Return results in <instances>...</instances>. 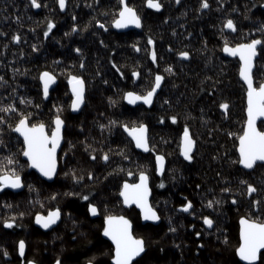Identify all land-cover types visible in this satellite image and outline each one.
<instances>
[{
    "label": "trees",
    "instance_id": "16d2710c",
    "mask_svg": "<svg viewBox=\"0 0 264 264\" xmlns=\"http://www.w3.org/2000/svg\"><path fill=\"white\" fill-rule=\"evenodd\" d=\"M37 2L41 7L35 12L31 0H0V104L14 103L20 112L32 114L31 122L42 121L48 130L53 121L51 114H57L59 107V115L71 126L64 134L58 177L51 184H42L22 162L21 141L8 126L16 122L18 113L9 114L7 123L0 125V140L4 141L0 158L9 152L15 154L19 161L15 167L25 184L24 191L16 197L7 192L0 196V264H15V248L21 239L36 263L56 261L61 245L45 241L46 235L32 225L37 213L55 208L61 209L64 221L58 231L71 229L72 237L88 235V239L74 237L75 241L68 236L67 244L74 249L61 258L62 264H82L84 255L80 252L87 253L90 242H100L97 221L87 214L88 204H95L103 215L109 207L115 213L120 209L117 193L121 185L135 180L140 171L147 173L150 182L164 181L163 187L154 182L151 186V204L162 221L155 227L145 225L158 229L154 233L158 238L152 241L156 248L148 250L149 264H240L235 255L238 220L241 216L264 219V165L246 172L237 163V141L245 124L246 90L238 80L237 59L224 58L222 49L225 39L234 46L250 38H264V0H208V9L200 8V0H160L163 7L157 12L145 6L146 0H127L141 16L142 30L125 34L111 30L119 0H66L64 10L57 0ZM227 19L234 21L235 32L223 28ZM49 20L55 27L46 37ZM97 20L105 27H99ZM74 24L76 31H72ZM13 35H19L20 40L13 41ZM149 38L153 44H148ZM77 48L81 51L76 52ZM152 51L156 52L155 62ZM180 51H187L189 56H179ZM257 57L256 84L264 81L261 48ZM42 71L52 72L59 81L54 91L62 97L52 98L55 100L51 105L41 99ZM134 71L139 75L134 77ZM156 74L164 79L151 109L126 106L123 94H144ZM69 75L80 76L86 84L83 110L74 116L68 109ZM21 98L32 103L21 104ZM221 103H227L228 109H221ZM172 116L177 117L175 123ZM110 120L117 123L109 124ZM125 123L147 126L148 154L133 149L122 132L121 125ZM101 124L106 127L101 129ZM185 126L196 141L191 161L179 148ZM259 128L264 130V124L260 123ZM152 151L166 159L162 178L156 175ZM105 153L109 155L107 161L102 159ZM74 175L82 179L75 180ZM33 180L36 189L29 187ZM248 184L256 191L249 194ZM224 188L230 191L223 192ZM82 195H88L89 200H82ZM209 200L220 203L208 207ZM188 201L192 208L185 212L181 205ZM204 216L213 220L210 233L202 227L188 226L200 224ZM13 218V227L5 228L3 221ZM200 229L210 236L208 242L201 240L197 245L194 234ZM257 264H264V253Z\"/></svg>",
    "mask_w": 264,
    "mask_h": 264
},
{
    "label": "snow or ice",
    "instance_id": "6c2138e0",
    "mask_svg": "<svg viewBox=\"0 0 264 264\" xmlns=\"http://www.w3.org/2000/svg\"><path fill=\"white\" fill-rule=\"evenodd\" d=\"M59 8L64 10L66 8V0H57ZM180 0H177L179 3ZM146 4L150 9L160 10L163 4L160 0H146ZM120 7L118 8V14L112 20V24L115 28H125L130 25L135 27H141V16L138 14L137 10L130 6L126 0H119ZM31 6L34 8H39L41 5L37 0H31ZM210 7L208 0H200V8L208 9ZM76 17L73 16V20ZM99 27L104 28L105 25L99 20L96 21ZM55 27L53 21L49 20L47 22V30L44 35L47 37L49 32ZM87 27V25L85 26ZM223 28L230 29L235 32L236 25L232 19H227L223 24ZM77 30V25H73L72 31ZM261 31H264V25L261 26ZM68 35V33H65ZM13 41L18 42L20 40L19 35H13L11 37ZM148 44H153L151 38L148 39ZM260 45L261 50L264 51V38H250L247 42L237 43L234 46L230 44L227 39L223 44V51L228 53L232 57H238L239 69L238 74L241 80L246 84V95H247V119L244 124L243 132L239 136V144L237 151L239 153V158L237 163L243 165L245 168L252 169L253 166L259 161L264 162V130H261L257 126L258 118H264V81L258 84L254 83V58L257 57L258 49L257 46ZM7 47V45H5ZM136 48V45H133ZM33 49H36V45H33ZM139 51V48H136ZM76 52H80L81 49L77 48ZM153 61L156 60V52L152 51L150 53ZM179 56L187 58L189 53L187 51H180ZM83 63L81 67H83ZM171 71V68L168 69ZM13 71H16L15 69ZM132 75L138 76L139 73L133 72ZM56 76L50 71H42L39 74V80L42 84L43 96L47 98L49 96L50 85L56 82ZM164 79L160 74H156L154 78V83L149 90L144 94H140L135 91H127L123 94V99L128 101L129 104H136L137 101H142L146 105H151L153 103V95L156 93L157 88L161 86V81ZM0 81H3V77H0ZM6 83V82H5ZM68 84L71 88L72 99L71 108L73 110L79 109L80 106L85 101V90L86 84L84 79L78 75H69ZM15 92V89L13 90ZM111 103H116L112 100ZM21 104H31L30 99L21 98ZM38 108L39 105H36ZM221 109H228L227 103H221L219 105ZM60 108L57 107V114L54 116L53 124L54 127L51 128V132L47 130V125L42 122H31V113L20 112L16 105L9 102L6 105L0 104V125L7 123V116L11 113H18V119L14 124H9V128L18 133L20 137L23 138V144L20 149V154L27 158V167L36 169L43 177L51 179L57 172V148L60 146L62 140V127L65 121L59 115ZM173 123L176 122L177 117H170ZM163 122V118H161ZM117 121L110 120L109 124H116ZM124 131L131 136L132 140L135 142L137 148L143 149L145 152L149 151V140H148V129L143 123L139 125L129 126L128 124L121 125ZM106 126L101 124L100 128L104 129ZM2 131V129H0ZM232 135V133H229ZM196 141L190 135L189 128L185 126L183 130V135L180 144L181 154L186 160L191 161L193 159V148ZM0 146H4V141L0 140ZM15 154L9 152L8 155L0 158V189L12 188L18 189L23 186V180L20 172L17 170L15 165L19 164V161L15 160ZM96 157L93 156L92 159ZM127 159V156H125ZM102 159L107 161L109 155L105 153ZM156 160V171L162 172L164 170V156L157 155ZM89 178H92V173L89 172ZM128 175H132L131 172ZM73 179L79 180L82 177L73 176ZM149 177L146 172L140 171L139 182L138 183H128L125 181L120 189L119 195L123 198L124 204H135L141 210V216L145 220H159L160 217L156 210L148 201L149 195ZM244 183V181H241ZM163 187V183L160 185ZM31 188V185H29ZM199 187V185L197 186ZM223 192H228L230 189L224 188ZM256 189L248 184L247 192L253 193ZM72 194V193H68ZM79 195V194H75ZM55 198V196H53ZM82 200L88 201V195H82ZM213 203L219 204L220 201L209 200L207 206L212 207ZM235 203V200L233 201ZM254 206H258V202H253ZM10 207V205H7ZM192 208V202L181 205V209L185 212ZM88 212L92 215H96L98 212L97 206L93 203L88 204ZM22 216L23 213H20ZM61 217V209L55 208L50 209L47 215L37 213L35 217V222L41 227L47 229L51 225L55 224L57 220ZM203 223L209 227L213 226V220L208 216H204ZM15 223V218L5 219L3 221V226L5 228H12ZM239 245L235 249L236 255L246 264H255L258 259V253L261 249H264V219L260 217L248 218L241 216L239 220ZM103 235L108 237L112 242V249L109 253L112 264H133L135 257H139L141 253L146 250V241L142 237H137L133 234L132 222L125 216H115L106 215L104 217L103 223ZM169 231H175L173 228H169ZM197 236L200 235L199 232L196 233ZM227 238H225L226 240ZM25 251V241H18V252L21 256L24 255ZM4 255L7 256L8 252L4 251ZM26 264H36L33 260H28ZM55 264H62L61 259L57 258ZM88 264H93L92 260H89Z\"/></svg>",
    "mask_w": 264,
    "mask_h": 264
},
{
    "label": "flooded vegetation",
    "instance_id": "af4514ba",
    "mask_svg": "<svg viewBox=\"0 0 264 264\" xmlns=\"http://www.w3.org/2000/svg\"><path fill=\"white\" fill-rule=\"evenodd\" d=\"M222 55H223V50H222ZM261 123L264 124V122H261ZM259 125H258V127H259ZM48 131H49V134H50L51 129L48 130ZM62 151L63 150H61V152ZM59 168H60V164H59ZM58 171H59V169H58ZM57 177H58V172H57ZM135 182H136V180H133L130 183H135ZM153 182L158 184V183H163L164 181L153 180ZM153 182H150V189H151V186L153 185ZM122 185H121V187H122ZM23 187H24V182H23ZM121 187H120V189H121ZM24 189H25V187L23 188L22 191H24ZM120 189H119V191L117 193L118 194L117 199H118V202H119L120 209L117 210L115 213H113L112 212V209L109 207L107 209V214L106 215L125 216L126 218H128L132 222L133 234L135 236H137V237H142L146 241V250H145V252L140 257L136 258L135 261L133 262V264H149L150 257L148 256V250L150 248H152V249L156 248V246H155L156 244H153L152 241H154L156 238H158V236H156V237L154 236V233H156V230L158 231V229L151 228V227H155V226L145 227V225L142 226L140 224V215L138 214V212L136 211V209L134 207L131 208V209L125 208L124 205L122 204V201L119 199ZM2 192H7L8 194L13 193V192L7 191L6 189H3V190L0 189V196H1ZM152 192H153V190H151V193ZM19 193H22V192H19ZM13 194H18V193H13ZM152 195H153V193H152ZM151 199H152V197H151ZM151 199H150V204H151ZM107 204H109V203H107ZM156 212H157V210H156ZM47 213H45L43 215H47ZM87 214H88V217H90L91 220L97 221L95 228L98 229V239H100V242H98V243L97 242H90L89 247L87 248L88 252L87 253L80 252L82 255H84V257H85V254L88 255V256L86 255L85 258L83 257L81 262H82V264H88L89 260H92L93 261V264H112L109 253H110L113 245L109 241H107V240H105V239L102 238V230H103L104 217L106 215H103V213H101V212L98 211L95 217H91V215L88 212V210H87ZM157 214H158V212H157ZM158 215L160 217V223H161L162 217H161L160 214H158ZM33 220H34V218H33ZM190 220L193 221L194 218L191 217ZM34 221H33V224L32 225H33L34 228H36L34 226ZM63 222L64 221L62 219V213H61L60 220H59L57 226H55L54 228H52L50 230H47L46 232H43V231L38 230L36 228L42 234L46 235L45 241L53 240L54 241L53 242L54 244L58 242L61 245L60 249L58 250L59 254L57 256V258H59V259H61L63 256H65L69 252H72L73 249H74V247L71 244H69V243L67 244L68 241L66 239L68 238V236H69V240H71V241H75L74 239L75 238L77 239L79 237L80 238L83 237L85 239H88V235H83V234H80V233L77 236H74L75 238L72 237L71 235H72L73 231H71V229H69V230L67 229V230H64V231H61V229H60V231H58L57 228ZM188 226L190 228H198V229L202 227V229H204L208 233H210V231L213 229V227L210 230L206 229L205 224L203 223V221L200 224L191 223V225H188ZM213 226H214V223H213ZM57 233H59V234H57ZM199 233H200L199 236H197L196 234H194L195 237H196L197 245H200V243H201L200 241L201 240H202V242H203V240L208 242L210 235L207 234V233H205V232L202 233L201 232V229L199 230ZM50 234H51V236H50ZM27 251H28V249H27L26 242H25L24 255L23 256H20V254L18 253V243H17L16 248H15V253H16V262H15V264H26V262L28 260L35 261V259L33 257H31L32 256V252L31 251L30 252L29 251L27 252ZM262 253H264V252H262ZM262 253H260V255L258 256V261H259L260 256H261ZM258 261H257V263H258ZM36 264H40V263H36ZM53 264H55V261L53 262Z\"/></svg>",
    "mask_w": 264,
    "mask_h": 264
},
{
    "label": "water",
    "instance_id": "95a60500",
    "mask_svg": "<svg viewBox=\"0 0 264 264\" xmlns=\"http://www.w3.org/2000/svg\"><path fill=\"white\" fill-rule=\"evenodd\" d=\"M248 1H251V0H248ZM126 2H127V0H126ZM145 6L148 8V6H147V4H145ZM148 9H150V8H148ZM261 9L262 10H264V4H262L261 5ZM34 10L36 11V10H38V8H34ZM151 10H153V11H155V12H157V11H160V10H156V9H151ZM111 30H113V31H115L117 34H125V33H128V32H140L142 29H141V27H139V28H137V27H135L134 25H130V26H128V27H125V28H120V29H117V28H115L114 27V25L112 24V26H111ZM228 30H230V29H228ZM262 46H260V45H258L257 46V49L259 50L260 48H261ZM258 55V54H257ZM223 56L224 57H226V58H229V59H237L238 60V57H232V56H230L228 53H225L224 51H223ZM257 58L258 57H255L254 58V70H255V62H256V60H257ZM239 69V68H238ZM238 80H240V82L242 83V85L244 86V88H245V90H246V84H244V82L241 80V78L239 77V74H238ZM154 83V82H153ZM57 84H58V82H57V79H56V82L54 83V84H52V85H50V88H49V94L51 93V91H53L55 88H56V86H57ZM39 85L41 86V88H42V84H41V82H40V80H39ZM162 85H163V83H162V81H161V86L159 87V88H157V90H156V93H154V95H153V102H154V99L156 98V96L157 95H159L158 93L160 92V89H161V87H162ZM68 87H69V91H70V93H71V88H70V86L68 85ZM72 94V93H71ZM42 97H43V99L45 100V101H48L49 100V96L47 97V98H45L44 96H43V89H42ZM245 101H246V108H247V95H245ZM84 104V103H83ZM83 104L80 106V108L79 109H76V110H73L72 108H71V106H70V109H71V111H72V113L73 114H78L81 110H82V106H83ZM124 104L126 105V106H129V107H131V108H137V107H139V106H143V107H145V108H147V109H150V107H152L153 105V103L151 104V105H146V104H144L142 101H137V103L136 104H129L128 103V101H126V100H124ZM246 108H245V112H246ZM246 119H247V113H245V121H246ZM261 122H264V118H258V120H257V126L261 123ZM245 123V122H244ZM53 127H54V124H53ZM123 128V127H122ZM148 129V128H147ZM64 126L62 127V140H61V143H60V146L57 148V157L59 156V154H60V151H61V149H62V147H63V145H64V142H63V134H64ZM123 132H124V134L126 135V137L128 138V139H131L132 140V138H131V136H129L128 135V133L126 132V131H124V128H123ZM15 133V132H14ZM148 133V132H147ZM16 135H17V137L21 140V142H22V144H23V138L22 137H20L19 136V134L18 133H15ZM148 135V134H147ZM182 137V136H181ZM182 139V138H181ZM132 142H133V146H134V150H136L138 153H142V154H148L149 153V151H150V149H149V151L148 152H145L143 149H140V148H137L136 146H135V142L132 140ZM180 144H181V141H180ZM239 144V139H238V141H237V145ZM179 148H180V146H179ZM237 148H238V146H237ZM194 149H195V147L193 148V151H194ZM237 152V156L239 157V153H238V151H236ZM22 155V154H21ZM156 157V156H155ZM155 157H154V160H155ZM22 160L23 161H25L26 163H27V158L26 157H23L22 156ZM256 165H264V162H257L254 166H253V168L252 169H248V168H245L243 165H240L239 164V167H241L242 169H244L246 172H251L255 167H256ZM164 167H165V159H164ZM58 169H59V164L57 163V172H58ZM29 170L32 172H34L43 182H46V183H53L54 181H55V178L57 177V172H56V174L51 178V179H49V178H47V177H43L36 169H34V168H31V167H29ZM155 171H156V160H155ZM164 171L165 170H163L162 172H157L156 171V175H157V177L159 178V177H162L163 176V174H164ZM131 178H132V175L131 176H128V180H131ZM139 182V175L137 176V179H136V182L135 183H138ZM129 183V182H128ZM148 185H149V195H148V201H149V203H150V199H151V197H152V193H151V189H150V182H149V180H148ZM23 186L21 187V188H18V189H12V188H5L7 191H9V192H13V193H19V192H22V190H23ZM1 190H3V189H1ZM119 199L122 201V204L124 205V207L125 208H128V209H131V208H135L136 209V211L138 212V214L140 215V224L142 225V226H144V225H150V226H158L159 224H160V219L159 220H156V221H153V220H145V219H143V217L141 216V210L135 205V204H124L123 203V198L122 197H120V195H119ZM90 215H91V217H95L96 215H92L91 213H90ZM36 217V216H35ZM35 217H34V220H35ZM60 220V219H59ZM59 220H57V222L55 223V224H53V225H51L49 228H47V229H45V228H43V227H41L39 224H37L35 221H34V226L38 229V230H41V231H43V232H46L47 230H50V229H52V228H54L55 226H57V224H58V222H59ZM240 220V219H239ZM239 222V221H238ZM205 227H206V229H208V230H210L212 227H209V226H207V225H205ZM239 229H240V224H239ZM239 229H238V233H239ZM132 230H133V226H132ZM102 238L103 239H105V240H107V241H109L110 243H112L111 242V240L108 238V237H106V236H104L103 235V231H102ZM238 244H239V236H238ZM262 252H264V249H261L260 250V253H262ZM19 253V252H18ZM260 253H258V256L260 255ZM143 253H141V255H142ZM140 255V256H141ZM235 255H236V252H235ZM21 256V255H20ZM139 256V257H140ZM237 256V255H236ZM136 258H138V257H135L134 258V260H133V262L135 261V259ZM237 259H238V262L240 263V264H246V262L245 261H242L238 256H237ZM257 261H258V259H257ZM257 261L255 262V264L257 263Z\"/></svg>",
    "mask_w": 264,
    "mask_h": 264
},
{
    "label": "bare ground",
    "instance_id": "6f19581e",
    "mask_svg": "<svg viewBox=\"0 0 264 264\" xmlns=\"http://www.w3.org/2000/svg\"><path fill=\"white\" fill-rule=\"evenodd\" d=\"M246 1H248V0H246ZM251 1H252V0H251ZM38 10H39V8H38ZM38 10H36V11H38ZM34 11H35V10H34ZM36 11H35V12H36ZM263 11H264V10H263ZM53 53H54V52H53ZM228 59H229V58H228ZM237 62H238V60H237ZM238 63H239V62H238ZM56 78H57V77H56ZM57 82H59V81H58V78H57ZM68 85H69V84H68V82H67V87H68ZM57 86H58V84H57ZM57 86H56V88H57ZM40 88H41V86H40ZM56 88H55V89H56ZM55 89H54V90H55ZM54 90L51 91V93L49 94V100H48V101H45V100L43 99V97H42V88H41V99H42L43 103H46V104H50V105H51V104L54 102V100H55V99L53 100L52 98H56V99H58V98L62 97V96L59 95L58 93L56 94ZM85 91H86V90H85ZM68 92H69V94H70V96H71L70 98L72 99V94H71L70 91H69V87H68ZM51 94H52L53 96H51V99H50V95H51ZM158 94H159V93H158ZM50 100H51V101H50ZM123 102H124V99H123ZM84 103H85V101H84ZM70 105H71V101H70V103H69L68 109H69V113H70L71 115H73V116H74V115H78V114H80L81 111L83 110V107H84V104H83V106H82V110H81L78 114H73L72 111H71V109H70ZM142 107H143V106H142ZM144 108H145V107H144ZM150 109H151V107H150ZM150 109L145 108V110H147V111H149ZM88 114H89V113H88ZM51 115H52V118L54 119V116H55L56 114L54 115V113H52ZM68 117H69V116H68ZM86 117H87V114H86V116L84 117L85 121L87 120ZM61 118H62V117H61ZM69 118H70V117H69ZM53 119H52V120H53ZM62 119H63V118H62ZM63 120H64V119H63ZM64 121H65V120H64ZM85 121H84V122H85ZM74 125H75V124H74ZM67 126H71V125H69V124L66 123V121H65V124H64V130H63V131H64V134H65V131H67V129H66ZM52 127H53V121H52L51 128H52ZM47 129H48V128H47ZM122 130H123V128H122ZM68 132H70V131H68ZM122 132H123V131H122ZM64 134H63V142H64ZM123 135L125 136L126 139H128V138L126 137V135L124 134V132H123ZM15 136L17 137L16 134H15ZM17 138H18V137H17ZM18 140L21 141L19 138H18ZM128 141L131 142L132 147H133V149H134V146H133V142H132V140H131V139H128ZM21 144H22V142H21ZM64 144H65V142H64ZM63 147H64V145H63ZM63 147H62V148H63ZM61 150H62V149H61ZM156 154H157V153H156V152H153V151H152V153H151V155L153 156V158H154V156H155ZM61 156H62V152L60 151V154H59V156H58V161H57V163L60 162V160H61ZM21 160H22V155H21ZM22 162H23L24 164L27 165V163H26L25 161L22 160ZM27 170H29V167H27ZM29 172H31V171L29 170ZM32 172H33V171H32ZM32 172H31V173H32ZM33 173H34V172H33ZM34 176L36 177V180H37V181H39V182L41 181V180L39 179V177H38L35 173H34ZM23 182H24V181H23ZM41 183H42V181H41ZM41 183H40V185H41ZM42 184H43V183H42ZM30 185H31L32 187H34L35 189L38 188L37 185H36V181H34V180H33V182H32ZM24 187H25V184H24ZM19 194H21V193H18V194H13V193H11L10 196H11V197H16V196L19 195Z\"/></svg>",
    "mask_w": 264,
    "mask_h": 264
},
{
    "label": "rangeland",
    "instance_id": "374dc122",
    "mask_svg": "<svg viewBox=\"0 0 264 264\" xmlns=\"http://www.w3.org/2000/svg\"><path fill=\"white\" fill-rule=\"evenodd\" d=\"M128 3V2H127ZM146 4V3H145ZM142 26V25H141ZM259 51V50H258ZM158 96V95H157ZM156 96V97H157ZM155 100V99H154ZM154 103V102H153ZM153 105V104H152ZM148 134V133H147ZM242 134V133H241ZM182 138V137H181ZM181 141V140H180ZM64 146H65V144H64ZM179 146H180V144H179ZM64 149V147L62 148V150ZM155 156H157V154L155 155ZM154 156V157H155ZM154 159V158H153ZM166 160V159H165ZM165 165H166V163H165ZM164 170H165V167H164ZM165 172V171H164ZM138 176V175H137ZM137 176L135 177V180L137 179ZM159 178H162V177H159ZM127 182H129L130 183V181H127ZM155 209V208H154ZM239 221V220H238ZM239 224V223H238ZM239 226V225H238ZM238 229H239V227H238ZM238 233V232H237ZM238 236H239V233H238ZM237 244H238V242H237ZM239 245V244H238ZM238 247V246H237ZM236 247V248H237Z\"/></svg>",
    "mask_w": 264,
    "mask_h": 264
}]
</instances>
